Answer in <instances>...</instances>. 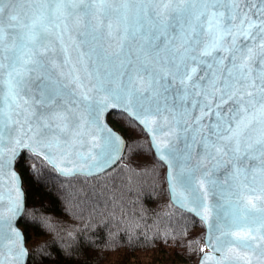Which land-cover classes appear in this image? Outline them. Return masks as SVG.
Listing matches in <instances>:
<instances>
[{
    "label": "snow or ice",
    "instance_id": "snow-or-ice-1",
    "mask_svg": "<svg viewBox=\"0 0 264 264\" xmlns=\"http://www.w3.org/2000/svg\"><path fill=\"white\" fill-rule=\"evenodd\" d=\"M110 108L139 135L106 126ZM143 137L208 227L199 264H264V0H0V173L22 149L104 172ZM24 212L17 187L0 264L27 255Z\"/></svg>",
    "mask_w": 264,
    "mask_h": 264
},
{
    "label": "trees",
    "instance_id": "trees-1",
    "mask_svg": "<svg viewBox=\"0 0 264 264\" xmlns=\"http://www.w3.org/2000/svg\"><path fill=\"white\" fill-rule=\"evenodd\" d=\"M107 119L123 138L139 135L126 113L111 110ZM22 153L15 166L25 199L18 223L26 264H194L199 258L204 225L171 202L165 166L153 160L146 137L93 176H62L41 157Z\"/></svg>",
    "mask_w": 264,
    "mask_h": 264
},
{
    "label": "water",
    "instance_id": "water-1",
    "mask_svg": "<svg viewBox=\"0 0 264 264\" xmlns=\"http://www.w3.org/2000/svg\"><path fill=\"white\" fill-rule=\"evenodd\" d=\"M111 110H120L119 108H110V109H108V110H106L104 113H103V115H102V121H103V123L106 125V126H108L109 128H111L113 131H114V133H116L117 135H119V136H121V137H123L121 134H120V132L119 131H117L110 123H109V121H108V119H107V114L111 111ZM121 111V110H120ZM23 150H27V149H22L21 150V152L23 151ZM154 151V150H153ZM18 157V156H17ZM16 157V158H17ZM42 159H44L43 158V156H40ZM16 158L13 160V164H12V166L10 167V168H8V169H5L4 170V172H2V173H0V204H3L4 206H7V204H8V201H9V197L10 196H15V194H16V189H17V187L19 188V192H20V196H21V199H22V201H23V204H24V207H25V199H24V191H23V188H22V182H21V177H20V174H19V172L17 171V169H16V166H15V161H16ZM45 160V159H44ZM46 161V160H45ZM119 161V160H118ZM117 161V162H118ZM47 162V161H46ZM50 165V164H49ZM115 165V164H114ZM114 165H112V166H114ZM51 166V165H50ZM111 166V167H112ZM165 166V172H166V170H167V165H164ZM52 167V166H51ZM110 167V168H111ZM58 174H60L59 173V171L56 169V168H54V167H52ZM109 168V169H110ZM106 170H108V169H106ZM105 170V171H106ZM13 173H16V177H15V179L13 178ZM99 173H102V172H96V173H93V174H89V175H86V176H93V175H97V174H99ZM61 175V174H60ZM62 176H64V175H62ZM166 183H167V181H166ZM167 188H168V185H167ZM169 197H170V194H169ZM170 200H171V202L175 205V206H177V207H179L180 209H182V210H184V211H186V212H189V213H191L192 215H194L195 217H197L199 220H201V222L203 223V225H204V229H205V232H204V244H205V240H206V237H207V235H208V227H207V225L205 224V222L201 219V217L199 216V215H197L195 212H193V211H189L188 209H186V208H182V207H180L179 205H177L171 198H170ZM209 202H211V201H209ZM19 218L20 217H18L14 222H13V226L14 227H16V229L21 233V243H22V246L26 249V252H27V255H25L23 258H22V260H21V264H26V262H27V257H28V249H27V247H26V245H25V238H24V233H23V230H22V228L20 227V225H19V223H18V221H19ZM205 249H206V251H207V248H206V245H205ZM201 255V254H200ZM199 260H200V256H199V258L197 259V261L194 263V264H199Z\"/></svg>",
    "mask_w": 264,
    "mask_h": 264
}]
</instances>
